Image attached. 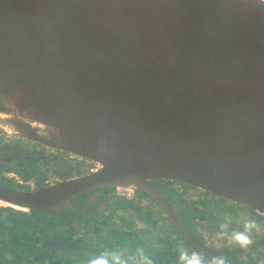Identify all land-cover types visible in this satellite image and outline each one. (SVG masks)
Segmentation results:
<instances>
[{"label":"water","instance_id":"obj_1","mask_svg":"<svg viewBox=\"0 0 264 264\" xmlns=\"http://www.w3.org/2000/svg\"><path fill=\"white\" fill-rule=\"evenodd\" d=\"M0 129L99 165L35 190L0 182V200L54 214L90 189L134 186L180 239L222 259L150 180L264 217V0H0ZM52 217L0 215V264H71Z\"/></svg>","mask_w":264,"mask_h":264},{"label":"flooded vegetation","instance_id":"obj_2","mask_svg":"<svg viewBox=\"0 0 264 264\" xmlns=\"http://www.w3.org/2000/svg\"><path fill=\"white\" fill-rule=\"evenodd\" d=\"M98 167L85 157L11 136L0 129V182L12 188L35 190L39 185L90 173ZM150 183L188 231L209 247L222 251L219 256L224 264H264V217L244 204L182 181L152 179ZM114 188L97 187L80 193L58 205L54 214L2 201L0 214L10 217V225L17 224L18 219H30L27 227L32 226L33 220L41 224L46 216L55 215L52 218L56 221L61 218L62 222L57 223L66 228H61L62 235L72 248L58 247L57 252L66 250L68 255L76 256L71 264H89L101 258L117 264L114 257L124 264H137L144 257H149L152 264H183L175 259L180 258L181 252H186L189 259L193 252L197 253L203 264L215 260L176 235L154 198L138 190L133 191L131 199L120 198ZM250 221L257 227L246 229L245 224ZM236 232L246 233L251 243L241 246L234 238ZM168 237H173L172 244ZM46 250L53 247L41 246L33 251L44 254Z\"/></svg>","mask_w":264,"mask_h":264},{"label":"clouds","instance_id":"obj_3","mask_svg":"<svg viewBox=\"0 0 264 264\" xmlns=\"http://www.w3.org/2000/svg\"><path fill=\"white\" fill-rule=\"evenodd\" d=\"M256 227H257V225L255 224L254 221H250V222L245 224L246 229L256 228ZM234 238H235L236 242L241 244V246H243V247H246L247 245H249L251 243V239L246 233L236 232V233H234ZM114 259L117 260V264H124L123 261H120L119 257H114ZM180 260L183 261V264H203L199 255L195 252L192 253L191 259H189L187 257L186 252H181ZM89 264H109V261L107 259H103V258L93 259L89 262ZM137 264H152V261L149 257H144L141 261H138ZM214 264H224V261H223V259L217 258L214 260Z\"/></svg>","mask_w":264,"mask_h":264},{"label":"built area","instance_id":"obj_4","mask_svg":"<svg viewBox=\"0 0 264 264\" xmlns=\"http://www.w3.org/2000/svg\"><path fill=\"white\" fill-rule=\"evenodd\" d=\"M114 190L116 192V196L120 198L127 196V199H131L134 191V189L130 186H115Z\"/></svg>","mask_w":264,"mask_h":264},{"label":"rangeland","instance_id":"obj_5","mask_svg":"<svg viewBox=\"0 0 264 264\" xmlns=\"http://www.w3.org/2000/svg\"><path fill=\"white\" fill-rule=\"evenodd\" d=\"M6 129H9V128H6ZM9 135H11V136H15V135H13V134H11V133H8ZM16 137V136H15ZM45 218H48L47 216L45 217ZM184 218H186L187 219V217L186 216H184ZM35 222V221H34ZM77 223V222H76ZM188 224H191V221L190 222H187ZM77 225V224H76ZM172 240H174L173 239V237H168V243L169 244H172ZM119 250H121V249H119ZM175 259L177 260V261H179L180 260V258L179 257H175ZM8 264V263H7ZM16 264V263H15ZM18 264H22V261H19V263ZM179 264V263H178Z\"/></svg>","mask_w":264,"mask_h":264},{"label":"bare ground","instance_id":"obj_6","mask_svg":"<svg viewBox=\"0 0 264 264\" xmlns=\"http://www.w3.org/2000/svg\"><path fill=\"white\" fill-rule=\"evenodd\" d=\"M134 190H138V189H136L134 186H131ZM125 197H127V196H125ZM2 202V200H0V203ZM141 247V246H140Z\"/></svg>","mask_w":264,"mask_h":264},{"label":"trees","instance_id":"obj_7","mask_svg":"<svg viewBox=\"0 0 264 264\" xmlns=\"http://www.w3.org/2000/svg\"><path fill=\"white\" fill-rule=\"evenodd\" d=\"M1 215V214H0Z\"/></svg>","mask_w":264,"mask_h":264}]
</instances>
